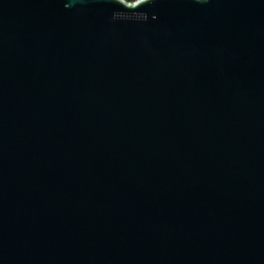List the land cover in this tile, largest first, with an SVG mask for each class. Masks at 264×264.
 I'll return each mask as SVG.
<instances>
[{"label": "water", "instance_id": "water-1", "mask_svg": "<svg viewBox=\"0 0 264 264\" xmlns=\"http://www.w3.org/2000/svg\"><path fill=\"white\" fill-rule=\"evenodd\" d=\"M0 264H264V0H0Z\"/></svg>", "mask_w": 264, "mask_h": 264}, {"label": "trees", "instance_id": "trees-1", "mask_svg": "<svg viewBox=\"0 0 264 264\" xmlns=\"http://www.w3.org/2000/svg\"><path fill=\"white\" fill-rule=\"evenodd\" d=\"M128 2H134V1H136V0H127Z\"/></svg>", "mask_w": 264, "mask_h": 264}]
</instances>
